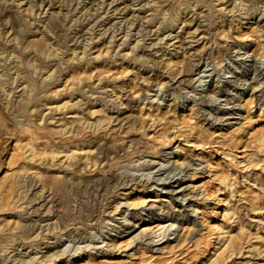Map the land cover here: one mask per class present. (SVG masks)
<instances>
[{
    "label": "rangeland",
    "instance_id": "1",
    "mask_svg": "<svg viewBox=\"0 0 264 264\" xmlns=\"http://www.w3.org/2000/svg\"><path fill=\"white\" fill-rule=\"evenodd\" d=\"M163 1L0 0V264L67 263L44 256L75 247L68 264L79 253L88 264H264V0ZM24 26L46 52L15 40ZM27 72L41 86L32 97ZM210 96L218 110L203 107ZM144 161L155 168L135 171ZM90 178L97 187L77 196L70 179ZM143 188L168 202L128 208ZM79 209L94 219L79 222ZM151 212L178 223L137 237Z\"/></svg>",
    "mask_w": 264,
    "mask_h": 264
},
{
    "label": "bare ground",
    "instance_id": "2",
    "mask_svg": "<svg viewBox=\"0 0 264 264\" xmlns=\"http://www.w3.org/2000/svg\"><path fill=\"white\" fill-rule=\"evenodd\" d=\"M4 0H2V2H3ZM10 1V0H9ZM31 1V0H30ZM33 1V0H32ZM43 1V0H42ZM161 1V0H160ZM165 1V0H164ZM163 1V2H164ZM170 1V0H169ZM193 0H187L186 1V5H188V6H190V7H194V3L192 2ZM201 1V0H200ZM205 1H207V0H205ZM204 1V2H205ZM219 1V0H218ZM61 2V1H60ZM158 2H159V0H158ZM168 2V1H167ZM176 2V1H175ZM195 2V1H194ZM201 2H203V1H201ZM235 2H237V0H235ZM30 3V2H29ZM59 3V2H58ZM174 3V2H173ZM59 4H61V3H59ZM147 4V3H146ZM174 4H176V3H174ZM196 4V3H195ZM40 5H41V3H40ZM46 5V4H45ZM179 5H183V2L182 3H180ZM185 5V6H186ZM255 5V4H254ZM44 6V5H43ZM135 6V5H134ZM158 6H160V5H158ZM162 6V5H161ZM171 6V5H170ZM178 6V5H177ZM209 6V5H208ZM264 6V5H263ZM128 7V6H127ZM176 7V6H175ZM184 7V6H183ZM189 7V8H190ZM34 8V7H33ZM41 8V7H40ZM166 8V7H165ZM61 9V8H60ZM59 9V10H60ZM125 9V8H124ZM155 9V8H154ZM176 9V8H175ZM182 9V8H181ZM180 9V10H181ZM32 11H33V9H31ZM122 10V9H121ZM177 10V9H176ZM31 11V12H32ZM44 12H45V10H44ZM173 12V11H172ZM172 12H171V14H172ZM58 14V13H57ZM60 14H61V12H60ZM59 14V15H60ZM130 14V13H129ZM128 14V15H129ZM171 14H169V17H168V20H166V21H171V22H177V21H179V19L177 18V17H174V15H171ZM174 14V13H173ZM183 14V13H182ZM56 15V14H55ZM179 15V13L176 15V16H178ZM7 16V15H6ZM57 16V15H56ZM55 16V17H56ZM182 16V15H181ZM3 17H5L4 15H3ZM7 17H9V16H7ZM11 17V16H10ZM133 17V16H132ZM158 17V16H157ZM167 16H165V18H166ZM183 17V16H182ZM147 18H149V17H147ZM184 18V17H183ZM5 19V18H4ZM11 19H13V18H11ZM14 20H16V18L15 19H13V22H14ZM146 20V19H145ZM181 20V19H180ZM6 21V20H5ZM17 21V20H16ZM20 21V20H19ZM25 21V20H24ZM150 22H153L154 23V18H151L150 20H149ZM192 21V20H191ZM4 22V21H3ZM130 22V21H129ZM183 22H185V20H183ZM10 23H12V22H10ZM18 23V22H17ZM20 23H22V22H20ZM26 23V22H25ZM29 23V22H28ZM131 23V22H130ZM129 23V24H130ZM133 24V23H132ZM156 24V23H155ZM18 25V24H17ZM53 25H54V23H53ZM187 25V24H186ZM19 26V25H18ZM55 26V25H54ZM2 27V26H1ZM20 27V26H19ZM159 27V26H158ZM259 27V26H258ZM11 29L13 28H15V25H14V23H13V27H10ZM29 28V27H28ZM154 29V28H153ZM156 29V28H155ZM53 29H51L50 30V32L51 33H53V31H52ZM159 30V29H158ZM170 30V29H169ZM168 30V31H169ZM262 30V29H261ZM12 31V30H11ZM25 26L22 28V31L20 32V31H16V30H14V38H15V40L16 41H18V43L19 44H22V43H25V42H28L27 41V36H23L22 37V35H23V33H25ZM28 31V30H27ZM30 31V30H29ZM8 32V31H7ZM10 32V31H9ZM18 33L19 35H17L16 33ZM34 33V32H33ZM50 33V34H51ZM25 34H28V33H25ZM36 34V33H35ZM47 34V33H46ZM54 34V33H53ZM56 34V33H55ZM62 34V33H61ZM12 35V34H11ZM29 35V34H28ZM157 35V34H156ZM173 35V34H172ZM34 36V35H33ZM43 36V35H42ZM47 36V35H46ZM129 36V35H128ZM11 37V36H10ZM176 37V36H175ZM36 40V39H35ZM34 40V41H35ZM50 39L48 38L46 41L48 42ZM32 41V40H31ZM41 41V40H40ZM13 42V41H12ZM50 42H51V40H50ZM44 43V42H43ZM18 44V45H19ZM51 44V43H50ZM54 44V43H53ZM1 46V45H0ZM4 47V46H3ZM16 47V46H15ZM19 46H17V48H18ZM22 46L20 45V48H21ZM27 47H30V49L32 48V47H35V49H36V53H44V52H46V48L44 47V45H42L41 43H34V42H28L27 43ZM50 47H51V45H50ZM59 47V46H58ZM23 48V47H22ZM52 48V47H51ZM53 48H54V46H53ZM56 48V47H55ZM54 48V49H55ZM86 48V47H85ZM1 49V48H0ZM25 49V48H24ZM135 49V48H134ZM5 51H6V49H4ZM22 50V49H21ZM25 50H27V49H25ZM62 50V49H61ZM75 50V49H74ZM108 50V49H107ZM8 51H10V50H8ZM60 51V50H59ZM3 52V51H2ZM14 52V51H13ZM17 52V51H16ZM21 52V51H20ZM23 52V51H22ZM21 52V53H22ZM108 52V51H107ZM8 53V52H7ZM19 54V53H18ZM51 54H52V52H50V56H51ZM55 55H56V52L54 53ZM58 54H60V52L58 53ZM57 54V55H58ZM62 54V53H61ZM4 55V54H3ZM8 55L9 54H6V56L8 57ZM12 55V54H11ZM14 55V54H13ZM20 55V54H19ZM38 55V54H37ZM36 55V56H37ZM46 55V54H45ZM220 55V54H219ZM16 56V55H15ZM18 56V55H17ZM35 56V57H36ZM60 56V55H59ZM80 56V55H79ZM1 57V56H0ZM31 57V56H30ZM78 57V56H77ZM22 58H24L23 56H22ZM29 58V57H28ZM56 58H58L57 56H56ZM9 59V58H8ZM27 59V58H26ZM38 59V58H37ZM18 60H20L19 58H18ZM17 60V61H18ZM7 61V60H6ZM74 61V60H73ZM222 61V60H221ZM30 62H31V60H30ZM69 62V61H68ZM70 62H71V60H70ZM217 63H219V61H216ZM37 64V63H36ZM41 64V63H40ZM264 64V63H263ZM1 65H2V63H1ZM4 65V64H3ZM20 65V64H19ZM22 65H23V63H22ZM27 65L29 66V63L27 62ZM24 66V65H23ZM48 66H50V65H48ZM48 66H46L47 68H48ZM52 66V65H51ZM7 67V66H6ZM14 67V66H13ZM38 67H39V65H38ZM23 68V67H22ZM25 68V67H24ZM29 68V67H28ZM28 68L26 69V70H28ZM42 68V67H41ZM40 68V69H41ZM50 68H52V67H50ZM46 69V68H45ZM56 69V68H55ZM260 69V68H259ZM259 69H255V72L256 71H258ZM25 70V69H24ZM47 70V69H46ZM21 71V70H20ZM29 71V70H28ZM34 71V70H33ZM40 71V70H39ZM49 71V70H48ZM62 71V70H61ZM15 72H17V71H15ZM21 73H22V71H21ZM30 73L31 72H27V74L24 76V78H22L23 80H24V82H27V86H25L26 87V91H27V95L29 96V97H32V95L35 93V91L37 90V89H39V84L40 83H38L39 81H36L37 79H35V80H33V77L31 78L30 76ZM46 73V72H45ZM57 73V71H53L51 74H50V78L51 77H53L54 76V74H56ZM59 73V72H58ZM201 73V72H200ZM23 74V73H22ZM247 74H248V71H245V72H243L242 73V75H241V77H246L247 76ZM18 75H19V73H18ZM46 75V74H45ZM57 75V74H56ZM4 76V75H3ZM7 76H8V74H7ZM58 76V75H57ZM20 77V76H19ZM55 77V76H54ZM2 78V77H1ZM40 78H42V77H40ZM39 79V78H38ZM18 80V79H17ZM21 80V79H20ZM39 80H41V79H39ZM46 80V79H45ZM161 80V79H160ZM10 81V80H9ZM49 81H51V80H49ZM58 81V80H57ZM13 82V81H12ZM43 82H45L44 80H43ZM8 83V82H7ZM158 83V84H157ZM156 83V85H158L159 87H160V81L159 82H157ZM200 83H202V81H200ZM259 83V82H258ZM6 84V83H5ZM44 85H45V83H43ZM261 84V83H260ZM7 85V84H6ZM78 85H81L80 84V82H79V84ZM24 86V85H23ZM43 86V85H42ZM41 87V86H40ZM44 88H45V86H43ZM78 87V86H77ZM109 87V86H108ZM2 88V87H1ZM24 88V87H23ZM54 88V87H53ZM98 88V87H97ZM232 88H233V86H232ZM103 89V88H102ZM41 90V89H40ZM214 90V89H213ZM5 91V90H4ZM82 91V90H81ZM39 92V91H38ZM41 92H43V91H41ZM56 92V91H55ZM6 93V92H5ZM46 93V92H45ZM223 93H225V95H226V92H223ZM54 94V93H53ZM114 94H115V92H114ZM216 94V93H215ZM211 95H212V93H211ZM214 95V94H213ZM212 95V97L214 98V96ZM25 96V95H24ZM64 96V95H63ZM28 97V98H29ZM65 97V96H64ZM71 97V96H70ZM211 96H210V99L212 98ZM27 98V99H28ZM250 99V98H249ZM38 100V99H37ZM213 100L214 99H211L210 101H205L204 103H203V107H205V109H207V110H218V108H216L215 107V105L214 104H212V102H213ZM55 101V100H54ZM59 101V100H58ZM251 101V100H250ZM250 101H248V103H250ZM62 102V101H61ZM72 102V101H71ZM81 102V101H80ZM25 103V102H24ZM64 103V102H63ZM70 103V102H69ZM77 103H79V102H77ZM81 103H83V102H81ZM248 103H247V105H248ZM30 104V103H29ZM49 104V103H48ZM47 104V105H48ZM66 105V104H65ZM95 105V104H94ZM24 106H26V105H24ZM120 106V105H119ZM141 106V105H140ZM48 107V106H47ZM55 107V106H54ZM70 107V106H69ZM244 107H245V105H244ZM54 109V108H53ZM70 109H71V107H70ZM80 109H81V107H80ZM204 109V108H203ZM89 110H91V108L89 109ZM92 110H94V109H92ZM100 110V109H99ZM54 111H55V109H54ZM57 111H59V110H57ZM84 111V110H83ZM19 112H20V110H19ZM24 112V111H23ZM60 112H62L61 110H60ZM69 112V111H68ZM78 113H79V111H78ZM87 113H89V112H87ZM100 113H103L102 111H100ZM105 113V112H104ZM43 114V113H42ZM75 114V113H74ZM86 114V113H85ZM90 114V113H89ZM65 115V114H64ZM84 115V114H83ZM67 116V115H66ZM40 117V116H39ZM44 117V116H43ZM81 117V116H80ZM83 117V116H82ZM86 117H88V116H86ZM110 118V117H109ZM108 118V119H109ZM1 119V118H0ZM20 119H22V118H20ZM42 119V118H41ZM75 119V118H74ZM78 119H80V118H78ZM81 119H83V118H81ZM101 119V118H100ZM104 119V118H103ZM63 120V119H62ZM68 120V119H67ZM84 120V119H83ZM86 120H87V118H86ZM105 120V119H104ZM3 121V120H2ZM81 121V120H80ZM79 121V122H80ZM85 121V120H84ZM107 121H109V120H107ZM107 121H106V123H107ZM68 122V121H67ZM70 122V121H69ZM74 122V121H73ZM105 122V121H104ZM29 123V122H28ZM76 123V122H75ZM86 123V122H85ZM84 123V124H85ZM88 123V122H87ZM95 123V122H94ZM98 123H100L99 121H98ZM0 124H1V122H0ZM31 124V123H30ZM69 124V123H68ZM78 124V123H77ZM81 123H79V125H80ZM2 125V124H1ZM26 125V124H25ZM95 125H97V124H95ZM30 126V125H29ZM28 126V127H29ZM72 126V125H71ZM75 126V125H74ZM85 126V125H84ZM93 126V125H92ZM233 126V125H232ZM25 127V126H24ZM23 127V128H24ZM69 127V126H68ZM68 127H66V128H68ZM65 128V127H64ZM78 128V127H77ZM77 128H76V130H77ZM232 128V127H231ZM74 129V128H73ZM63 130H65V129H63ZM67 130V129H66ZM75 130V131H76ZM80 130V129H79ZM100 130V129H99ZM238 130V129H237ZM26 130H24V132H25ZM72 131V130H71ZM78 131V130H77ZM76 131V132H77ZM95 131V130H94ZM233 131V130H232ZM231 131V132H232ZM29 132V131H28ZM81 132V131H80ZM31 133V132H30ZM75 133V132H74ZM29 134V133H28ZM33 134V133H32ZM79 134V133H78ZM220 134V133H219ZM165 136V135H164ZM38 137V136H37ZM163 137V136H162ZM166 137V136H165ZM40 138V137H39ZM159 139H161V138H159ZM158 139V140H159ZM166 139V138H165ZM261 139H262V136H261ZM31 140V139H30ZM29 140V141H30ZM39 140V139H38ZM167 140V139H166ZM28 141V142H29ZM34 142V141H33ZM161 142H162V139H161ZM161 142H159L160 143V145H161ZM189 143H190V141H188ZM261 142V141H260ZM162 143H164V141L162 142ZM168 142L166 141V144H167ZM41 144H43V143H41ZM47 144V143H46ZM49 144V143H48ZM68 144V143H67ZM71 144V143H70ZM40 145V144H39ZM44 145V144H43ZM52 145V144H51ZM69 145V144H68ZM67 145V146H68ZM76 145V144H75ZM82 145V144H81ZM164 145V144H163ZM42 146V145H41ZM55 146V145H54ZM74 146V145H73ZM113 146L114 145H108V147L107 148H109V149H111V148H113ZM129 146H131V145H129ZM156 146V145H155ZM84 147V146H83ZM87 147H91V146H87ZM93 147V146H92ZM153 147V146H152ZM38 148V147H37ZM43 148H44V146H43ZM48 148V147H47ZM52 148V147H51ZM50 148V149H51ZM25 149V148H24ZM36 149V148H35ZM54 149V148H53ZM66 149V148H65ZM77 149V150H76ZM89 149V148H88ZM40 150V149H39ZM46 150V149H45ZM56 150V149H55ZM78 150H80V151H83L84 150V148H80V147H69V149L68 150H64V151H62L63 153H65L66 155H68V154H70L71 155V157H74L75 155V153L74 152H77ZM157 150V149H156ZM155 149L153 150L154 152L156 151ZM49 150H47V152H48ZM138 151V150H137ZM152 151V150H151ZM28 152V151H27ZM29 152H30V150H29ZM43 152H45L44 150H43ZM42 152V153H43ZM55 152H57V150L55 151ZM60 152V151H59ZM86 152H88V151H86ZM85 152V153H86ZM89 152H91V151H89ZM130 152V151H129ZM157 152V151H156ZM155 152V153H156ZM33 153V152H32ZM58 153V152H57ZM83 153V152H82ZM136 153V152H135ZM135 153H134V155H135ZM138 153V152H137ZM141 153V152H140ZM46 154H48V153H46ZM51 154V153H50ZM49 154V155H50ZM61 154V153H60ZM65 154H63V155H65ZM87 154V153H86ZM90 154V153H89ZM109 154H111L110 152H109ZM129 154V153H128ZM132 155H133V152L131 153ZM168 154H172V152L171 153H168ZM25 155V154H24ZM43 155V154H42ZM41 155V156H42ZM55 155V154H54ZM62 155V154H61ZM70 155L68 156V157H70ZM131 155V156H132ZM40 156V155H39ZM56 156H58V154L56 155ZM130 156V155H129ZM131 156H130V158H131ZM55 157V156H54ZM122 157V156H121ZM25 158V157H24ZM36 158H37V154H36ZM35 158V159H36ZM40 158V157H39ZM38 158V159H39ZM59 158H60V156H59ZM84 158V157H83ZM86 158V157H85ZM141 158V157H140ZM144 158H146V157H144ZM28 159V158H27ZM45 159V158H44ZM55 159V158H54ZM87 159H88V157H87ZM119 159V157L116 159L115 158V160H118ZM171 159V158H170ZM121 160H123V159H121ZM130 160V159H129ZM176 161V160H175ZM115 162V161H114ZM112 163V162H111ZM177 163H179V160H177V162H176V164ZM24 164V163H23ZM120 164V161L118 160L117 162H115V163H113V165H115L116 167L118 166ZM95 165V164H94ZM99 165V164H98ZM132 165V164H131ZM135 165V163L133 164V166ZM70 166V165H69ZM152 166V162L151 161H144L143 163H139L138 164V169L136 168V170L135 171H151L153 168H155V167H151ZM161 167L163 166V164L162 165H160ZM182 166V165H181ZM24 167H26V166H24ZM128 167V166H127ZM110 168H111V165H110ZM118 168V167H117ZM116 168V169H117ZM133 168H135V167H133ZM30 169V168H29ZM99 169V168H98ZM105 169V168H104ZM113 169H114V167H113ZM129 169V168H128ZM182 169L183 168H179V170H180V172H179V174L180 173H182L183 171H182ZM174 170H177V168H174ZM28 171V170H27ZM26 171V172H27ZM30 171V170H29ZM102 171V170H101ZM158 171H160V168H159V170ZM35 172V171H34ZM38 172H40V171H38ZM59 172V171H58ZM170 173H172V172H170ZM34 175V174H33ZM37 175H39L38 173H37ZM67 175V174H66ZM151 175H152V172H149L148 174H142V176H143V178H146V180L147 181H149V180H154V176L153 177H151ZM37 177V176H36ZM65 177V176H64ZM69 177V176H68ZM53 178V177H52ZM185 178H187L186 176H185ZM222 178V177H221ZM47 179V178H46ZM119 179V178H118ZM171 179V178H170ZM225 179V178H224ZM156 180V182H158V181H161L162 179L161 178H158V179H155ZM223 180V178L221 179V181ZM43 181H45V180H43ZM60 181V180H59ZM66 181V180H65ZM80 181V180H79ZM182 181H184V178H182L180 181L178 180V179H176L174 182L175 183H180L179 184V187H181L184 183L182 182ZM226 181H228V179L226 180ZM46 182H48V180L46 181ZM94 183H96L94 180H93V178H90V179H85V180H83V183H79V182H76L75 180H73V179H70V187H72V188H74V190H75V194L78 196L79 195V193L83 190V188H86L87 186H90V185H95ZM225 183H227V182H225ZM18 184V183H17ZM21 184V183H20ZM97 184V183H96ZM54 185H55V189L56 190H59V191H63L64 189H65V187H66V184L64 183H61V182H55L54 183ZM81 185H83V186H81ZM98 185V184H97ZM97 185H95L96 187H97ZM155 185H157L156 183H155ZM170 185V184H169ZM227 185H229V184H227ZM114 186V185H113ZM192 186V185H191ZM20 187V186H19ZM136 187V186H135ZM143 187V186H142ZM153 187H154V185H153ZM193 187V186H192ZM15 188H16V185H15ZM14 188V189H15ZM88 188V187H87ZM90 188V187H89ZM103 188V187H102ZM17 189H20V188H17ZM24 189V188H23ZM23 189H22V191H23ZM163 189H166V188H163ZM28 190V189H27ZM65 190H67V189H65ZM64 190V191H65ZM69 190V189H68ZM88 190V189H87ZM13 191V190H12ZM16 191H19V190H16ZM41 191V190H40ZM66 192V191H65ZM64 192V193H65ZM86 192V191H85ZM173 192L174 191H172L171 192V194H173ZM13 193V192H12ZM20 193V192H19ZM23 193V192H22ZM41 193V192H40ZM43 193V192H42ZM147 192H146V188H143V190H142V192H141V194H143V196H141V198H139V199H137L136 201H134V200H131L130 198L129 199H126V201H127V206H128V208L129 207H138L139 205H144L146 202H147V200H149L150 202H153V203H156V202H168L165 198H159V195L157 194V192H153L152 194H146ZM21 194V193H20ZM25 194V193H24ZM63 194V193H62ZM67 193H65V195H66ZM70 194V193H69ZM83 194V193H82ZM9 195V194H8ZM23 195V194H22ZM13 196V195H12ZM25 196V195H24ZM28 196V195H27ZM57 196V195H56ZM71 196V195H70ZM82 196V195H81ZM140 197V196H139ZM164 197H167V196H164ZM10 198V197H9ZM14 198V197H13ZM24 198V197H23ZM77 198V197H76ZM16 199H17V197H16ZM10 200H12V198L10 199ZM15 200V199H14ZM24 200V199H23ZM184 200H185V196H184ZM9 201V200H8ZM18 201V200H17ZM20 201V200H19ZM66 201H68V200H66ZM65 201V202H66ZM12 202V204H14L13 203V201H11ZM10 202V203H11ZM75 202V201H74ZM18 203H20V202H18ZM17 204V203H16ZM17 206V205H16ZM21 206V205H20ZM79 206V205H78ZM15 207V206H14ZM84 208V207H83ZM115 208H116V206H115ZM127 208V209H128ZM161 209V208H160ZM196 211H199L198 209H196ZM79 214H78V220H79V222L80 221H82V222H84V223H86L87 221H91V220H89L90 218H93V213H88L87 215H85V210H80L79 209V212H78ZM124 214H125V211H124ZM148 215H151L150 217V219H149V221L151 220V219H153V218H158V221H155V223L153 224V223H145V224H143V225H141V231H140V233L139 234H137L136 236L138 237L139 235L140 236H142V238L144 237V236H146V234H149V235H158L159 234V236H163V237H165L166 235H167V233L170 231V230H173L174 228H175V226H176V224L178 223V218L177 217H174L173 215H158L157 213H154V212H151V213H148ZM76 215H74V217H75ZM74 217H72V218H74ZM137 217V216H136ZM149 217V216H148ZM69 219V218H68ZM94 219V218H93ZM73 220V219H72ZM72 220H70V221H72ZM140 220H145V218H141ZM69 221V222H70ZM81 222V223H82ZM73 223V222H72ZM67 224V223H66ZM69 224V223H68ZM102 224V223H101ZM153 224V225H152ZM70 225V224H69ZM84 225V224H83ZM68 227V226H67ZM31 228V227H30ZM33 228V227H32ZM100 228H102V227H100ZM219 228V227H218ZM99 229V228H98ZM34 230V229H33ZM218 230V229H217ZM60 231V230H59ZM32 232V229H28V230H26L25 232H24V234L22 233L21 234V238L23 239V240H26V241H28V238H29V236H31L30 235V233ZM34 232V231H33ZM220 233H221V231H220ZM54 235V234H53ZM72 232H70L69 234H68V237L69 238H72ZM221 235H222V233H221ZM220 235V236H221ZM15 236V235H14ZM13 236V237H14ZM56 236V235H55ZM54 236V237H55ZM88 236V235H87ZM96 237H99V236H97L96 235ZM157 237V236H156ZM8 238V237H7ZM14 238H16V237H14ZM14 238H12V240L14 239ZM41 238H43V237H41ZM51 238V237H50ZM49 238V239H50ZM62 238V237H61ZM95 238V236H89V239H94ZM153 238H155L154 236H153ZM44 239V238H43ZM80 239V238H79ZM72 240V239H71ZM74 240V239H73ZM143 240V239H142ZM5 241V240H4ZM8 241V240H7ZM10 241V240H9ZM8 241V242H9ZM15 241V240H14ZM230 241V240H229ZM20 242H21V240H20ZM23 242V241H22ZM37 242V241H36ZM36 242H34V243H36ZM40 242V241H39ZM39 242H37V243H39ZM72 241H66L65 243H64V246L66 247V246H68V244L67 243H71ZM110 243V242H109ZM224 243V242H223ZM231 243V242H230ZM40 244V243H39ZM115 244V243H114ZM233 244V243H232ZM2 245V244H1ZM223 245V244H222ZM230 245V244H229ZM3 246V245H2ZM1 246V247H2ZM29 246H30V244H29ZM35 246V245H34ZM41 246V245H40ZM76 246V245H75ZM112 246V245H111ZM232 246V245H231ZM227 247H228V244H227ZM5 248H6V246H5ZM38 248V247H37ZM40 248V247H39ZM39 248H38V250H39ZM229 248H230V246H229ZM3 249H4V247H3ZM217 249V248H216ZM220 249V248H219ZM223 249H224V246H223ZM2 250V249H1ZM79 250V248L77 247H75V248H73L72 250H67L66 251V249L65 250H63V251H59V252H56V253H54L53 255H51V256H44V258H46L45 260H57V259H59V258H65L66 259V261H61V262H67V263H61V264H68V263H70L71 262V258H72V256L74 255V254H72V253H77V251ZM213 250V249H212ZM226 251V250H225ZM81 252H83V251H81ZM220 253L222 252V251H219ZM218 252V253H219ZM90 253V252H89ZM218 253H217V255H218ZM85 254V253H84ZM83 253H79V255L77 256V257H75L74 258V261L75 260H77V261H75V262H73V264H83L85 261H86V259H84V258H86V255H84ZM225 254V253H224ZM92 255V254H91ZM221 255V254H220ZM223 255V254H222ZM213 256V255H212ZM17 257V255H15V258ZM214 257V256H213ZM217 257H219V256H217ZM43 258V259H44ZM210 258V257H209ZM92 259V258H91ZM206 259V258H205ZM17 260V259H16ZM20 260V259H19ZM23 260V259H22ZM33 260V259H32ZM60 260H62V259H60ZM64 260V259H63ZM109 260L110 259H107V258H104L103 259V264L105 263L106 264V262H109ZM208 260V259H207ZM210 260V259H209ZM88 261H90V260H88ZM101 261V260H100ZM211 261V260H210ZM215 260L213 259V262H214ZM219 261V260H218ZM23 262H24V260H23ZM91 262V261H90ZM213 262H211V264L213 263ZM216 262L217 261H215L214 262V264H216ZM221 263H222V261H220ZM27 262H24V264H26ZM86 263V262H85ZM210 263V262H209ZM208 263V264H209ZM86 264H88V262L86 263ZM102 264V263H101ZM108 264V263H107ZM115 264V263H114ZM200 264H206L204 261H202V262H200Z\"/></svg>",
    "mask_w": 264,
    "mask_h": 264
}]
</instances>
